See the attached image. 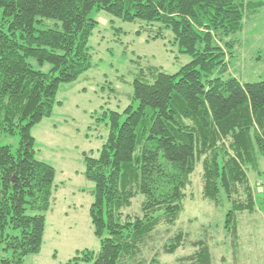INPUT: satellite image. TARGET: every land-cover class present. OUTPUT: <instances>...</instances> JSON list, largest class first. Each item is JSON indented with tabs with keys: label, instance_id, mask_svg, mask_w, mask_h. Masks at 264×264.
I'll return each instance as SVG.
<instances>
[{
	"label": "trees",
	"instance_id": "16d2710c",
	"mask_svg": "<svg viewBox=\"0 0 264 264\" xmlns=\"http://www.w3.org/2000/svg\"><path fill=\"white\" fill-rule=\"evenodd\" d=\"M263 9L264 0H0V264H25L44 245L57 172L37 159L33 131L61 104V87L93 68L94 11L144 22L138 33L151 40L171 32L193 60L177 74L140 70L132 104L104 113L107 141L98 157L85 154L101 250L67 264H163L162 254L182 249L192 253L176 264H214L208 233L175 230L199 166L202 196L229 206L225 229L237 243L240 215L264 204V184L250 177L264 180V81L244 83L229 69L246 18ZM42 20L56 28L38 29ZM5 135L20 136L17 150L2 145Z\"/></svg>",
	"mask_w": 264,
	"mask_h": 264
},
{
	"label": "rangeland",
	"instance_id": "374dc122",
	"mask_svg": "<svg viewBox=\"0 0 264 264\" xmlns=\"http://www.w3.org/2000/svg\"><path fill=\"white\" fill-rule=\"evenodd\" d=\"M92 16L99 24L90 42L93 68L77 82L61 87V104L33 131L37 159L56 169L58 190L47 213L42 250L28 256L25 264H67L80 251L100 252L101 241L94 233L90 215L95 184L85 176V154L98 157L107 141L109 127L104 113L123 114L132 104L133 83L140 70L152 66L177 74L193 60L181 53L171 32L166 40H151L147 32L138 33L146 27L142 21L125 23L107 12L94 11ZM245 22L242 44L229 73L244 83L264 81V9ZM37 28H56V22L42 20ZM49 68L46 65L45 69ZM1 143L17 150L20 136L5 135ZM201 173L199 166L175 230L193 238L208 233L214 264H264V204L259 202L253 214L240 215L236 243L225 229L229 206L216 207L203 198ZM250 177L255 187L259 182L264 184L256 174ZM256 189L263 197L264 187ZM142 200V196L135 199L131 214H138ZM191 253V249H182L175 256L162 254L160 260L176 264L178 257Z\"/></svg>",
	"mask_w": 264,
	"mask_h": 264
}]
</instances>
